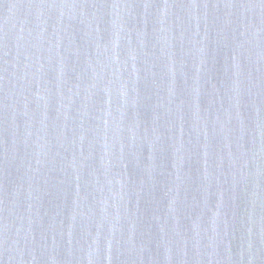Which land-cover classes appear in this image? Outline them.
Instances as JSON below:
<instances>
[{
	"label": "water",
	"instance_id": "water-1",
	"mask_svg": "<svg viewBox=\"0 0 264 264\" xmlns=\"http://www.w3.org/2000/svg\"><path fill=\"white\" fill-rule=\"evenodd\" d=\"M0 264H264V0H0Z\"/></svg>",
	"mask_w": 264,
	"mask_h": 264
}]
</instances>
